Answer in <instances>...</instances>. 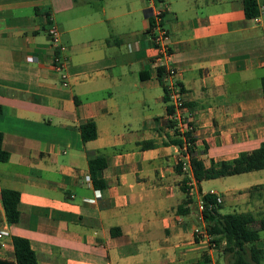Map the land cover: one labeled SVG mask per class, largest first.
<instances>
[{"label":"crops","instance_id":"crops-1","mask_svg":"<svg viewBox=\"0 0 264 264\" xmlns=\"http://www.w3.org/2000/svg\"><path fill=\"white\" fill-rule=\"evenodd\" d=\"M247 1L157 3L207 168L264 143V0H255L253 18ZM149 7L147 0H0V132L11 154L0 163V191L21 194L17 224L8 223L0 200V231L9 232L0 259L15 260L14 237H21L39 264H230L226 242L211 249L193 233L197 197H189L179 169L182 149L168 144L174 130ZM53 24L65 46L68 87L53 67ZM91 119L98 137L84 142L81 125ZM88 153L107 160L96 175L103 190ZM241 176L247 179L223 190L205 185L220 187L225 178L198 188L223 195L222 215L261 221L264 170ZM227 205L231 213L223 214ZM258 246L264 249L262 235Z\"/></svg>","mask_w":264,"mask_h":264},{"label":"trees","instance_id":"trees-1","mask_svg":"<svg viewBox=\"0 0 264 264\" xmlns=\"http://www.w3.org/2000/svg\"><path fill=\"white\" fill-rule=\"evenodd\" d=\"M246 12L250 18L259 15V8L255 0H248L246 2ZM161 81L163 82L162 77ZM262 85L264 88V77L262 78ZM1 92L2 88L0 87ZM165 99L167 102H170L166 88ZM1 111L2 106L0 105ZM173 111L174 106L170 103L168 106V115L173 113ZM169 126L174 129V139H170L168 144L176 145L181 149L185 144L188 146L193 175L198 184L204 181L264 170V143L257 150L242 153L233 161H223L207 168L203 160L198 158L194 134L190 131L185 133L180 132L178 128H175L176 122L170 118ZM81 133L84 142L95 140L98 137L97 123L92 119L88 120L81 125ZM154 146V143L142 144V148L144 149ZM10 157L11 154L4 148V134L0 132V163H8ZM88 158L94 183L97 188L103 190L107 184L103 181H98L96 175L99 170L104 169L108 165L107 160L104 156H97L93 153H88ZM179 169L182 170L180 164ZM261 187L264 188V186ZM205 199L206 209L203 214L208 231L214 236V242L218 246L221 242H226L227 246L225 251L231 255L232 259L230 264H263L264 249L258 246V242L261 239V232L264 231V219L257 221L251 213L222 215L219 212L222 204L215 203L214 199L210 196H207ZM20 201L21 194L18 191L9 189L2 191V203L9 224H17L20 220L21 213L18 208ZM257 223L259 226L253 228V225ZM14 247L15 260L8 261L0 259V264H39L37 254L28 239L14 237Z\"/></svg>","mask_w":264,"mask_h":264},{"label":"built area","instance_id":"built-area-1","mask_svg":"<svg viewBox=\"0 0 264 264\" xmlns=\"http://www.w3.org/2000/svg\"><path fill=\"white\" fill-rule=\"evenodd\" d=\"M150 4L149 7V19H150V33L152 41L157 49L155 55V63L160 66L161 77L164 81L165 88L168 91L170 97V103L174 106L173 113L169 114V118L176 122V127L180 132H192L194 134V124L188 115L185 114L186 106L183 98V91L180 83L177 81L179 70L175 65L172 58V50L170 47L171 35L169 29L165 25L164 12L165 10L157 6L159 0H147ZM261 14H264V4L260 6ZM50 38L53 44L58 46L57 51L54 54L53 67L59 74L61 82L64 86H69V73L67 71V58L65 56V46L61 42L60 29L56 24H53L50 28ZM174 130V129H173ZM185 157L180 161L182 172L188 175L187 191L189 197H197L196 210L198 212L197 219L200 223L193 229L194 236L198 241L206 242L211 249H216L218 245L214 242V236L208 231L206 221L204 219L203 212L206 209V197L210 196L214 199L215 203H223V195L210 191L209 193H201L198 188V183L193 175V170L190 161V155L188 154V146L182 148ZM88 182H92L90 176L87 177ZM101 194L98 196L100 197ZM0 200H2V193L0 191ZM89 203H95L96 200L87 199ZM214 203V204H215ZM9 236L7 230L0 231V239Z\"/></svg>","mask_w":264,"mask_h":264},{"label":"rangeland","instance_id":"rangeland-1","mask_svg":"<svg viewBox=\"0 0 264 264\" xmlns=\"http://www.w3.org/2000/svg\"><path fill=\"white\" fill-rule=\"evenodd\" d=\"M246 176H241V175H237V176H231V177H226L224 180H222L220 183H225V185H221L220 187H211L210 184H206L205 185V190H210L211 188H219V190H223L226 188H230L238 183H240L242 180H245L247 178H245ZM212 183H217V182H212ZM218 190V189H217ZM221 212L223 214H228L231 213L230 208L228 207V205L223 208L221 210ZM262 237H264V232L261 233Z\"/></svg>","mask_w":264,"mask_h":264}]
</instances>
